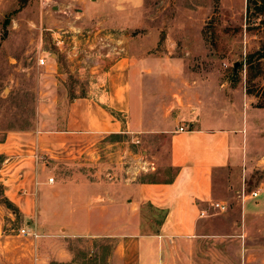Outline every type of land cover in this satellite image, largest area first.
<instances>
[{
	"label": "rangeland",
	"instance_id": "1",
	"mask_svg": "<svg viewBox=\"0 0 264 264\" xmlns=\"http://www.w3.org/2000/svg\"><path fill=\"white\" fill-rule=\"evenodd\" d=\"M253 1L259 4L258 0H49L47 4H41L40 0H0V141L8 133L37 131L40 91L47 85L52 88L50 96L57 100L55 106L48 108L58 113L61 121L57 124L62 126L64 112L69 111L66 101L83 90V81L67 73L64 60H60L62 76L44 75L50 72L52 62L49 60L46 66H40L37 59H45V54L54 51L52 35L66 30V35L70 36L77 26L86 30L95 23H101L99 31L108 38H122L128 55L152 58L151 66L162 71L154 84L159 99L186 101L183 93L189 81L222 82L226 84L225 99L240 100L245 93L252 98L253 106L264 108V12L256 13ZM78 5L86 6L84 21L77 16ZM66 9L70 13H63ZM69 39L66 38L62 46H67ZM72 53L70 49L69 55ZM235 61L238 65L231 77ZM246 89L252 92L246 93ZM262 115L257 131H261L260 142L263 143L258 149L264 150ZM89 148L94 149L92 155L80 152L73 156L66 150L45 154L37 147L34 159L44 161L45 174L54 181L58 175L64 179V193L40 187V192L33 195L28 226L25 218L3 196L6 155L0 154V242L11 243L20 257L24 248L30 247L32 261L36 244L44 239L41 235L51 231L60 237L57 241L63 242L69 254L65 263L93 264L96 259L93 254L97 253L94 243L105 245V249L112 252L120 238L117 233L105 236L90 233L103 224L112 226L117 222V219L103 218L101 205L105 200L102 196L95 200L100 208L87 216L94 204L88 203L86 198L98 188L90 183L94 179L110 181L111 191L117 192L120 185H128L130 181L167 179L172 170L161 164L162 160L161 163L157 160L159 156H166L167 143L156 136L130 138L128 134H106L93 141ZM148 161L153 163L152 169L149 165L146 167ZM263 163L253 171V181H264V170L260 169ZM257 192V197L245 202L244 210L256 200L261 211L257 222L263 228L264 189ZM235 196L238 197L237 193ZM225 202L224 212L208 209V214L214 216L209 234L166 242L160 250L162 264H248L239 249L242 238L235 235L239 232L234 221L239 220L240 203ZM74 209L80 210L74 212ZM158 215L153 222L159 219ZM227 218L229 222L225 224L223 219ZM130 224L138 229L137 233L129 231L121 235L127 247V263L153 264L141 261V256L137 255L139 241L145 239L141 236L151 232L150 226L146 221L143 224L140 217ZM23 227L29 232L33 230L37 236L21 235L18 230ZM263 230L254 242L264 244ZM246 252L244 250V255ZM262 256L257 257L255 252L256 260L250 264H259Z\"/></svg>",
	"mask_w": 264,
	"mask_h": 264
},
{
	"label": "crops",
	"instance_id": "2",
	"mask_svg": "<svg viewBox=\"0 0 264 264\" xmlns=\"http://www.w3.org/2000/svg\"><path fill=\"white\" fill-rule=\"evenodd\" d=\"M75 10L77 16H81L80 21H84L86 6L78 5ZM98 25L101 23L89 29L100 30ZM83 30L77 26L67 46L55 45L53 52L45 54L43 66L49 60L52 64L50 72L44 75L62 76L60 60H64L67 73L83 81V90L66 101L69 111L64 112L62 126L57 124L61 121L58 113L48 108L55 106L57 100L50 96L52 88L47 85L40 91L37 131L8 133L0 141V154L6 155L3 196L25 218L26 226L33 210V195L40 192V187L64 193V179L60 175L55 176V181L47 182L49 176L44 171L47 165L34 159L37 147L45 154L66 150L73 156L80 152L92 155L94 149L89 148L90 145L106 134H128L130 138L156 136L167 143L166 156H159L157 160H162L160 163L172 170L170 177L159 181H130L128 185H120L117 192L111 191L110 181L94 179L90 183L98 188L86 198L88 203L94 204L87 216L100 208L95 200L102 196L105 200L101 205L103 218L117 219L114 225L103 224L102 228L90 232L91 235L117 233L120 237L112 252L107 251L105 245L94 243L97 253L93 254L96 258L93 264H128L127 247L121 235L129 231L137 233L138 227L130 222L138 217L143 224L148 223L151 232L141 236L145 239L139 241L137 255L141 256V261L163 263L160 250L166 242L209 234V224L214 217L208 214L209 204L212 201L225 204L228 200L240 203L239 220L234 221V225L239 228L235 235L243 241H239V249L244 261L250 264L256 260V252L257 257L263 255L259 264H264V244L254 242L264 229L257 222L261 211L256 200L244 210L245 202L264 189L263 180L251 179L257 165L264 162V150L258 149L263 143L260 142L261 131H257L264 108L253 106L252 98L245 93L240 100L225 99L226 84L222 82L189 81L183 93L186 101L159 99L154 84L162 71L151 66V57L128 55L122 38L109 36L107 45L102 47L108 50L109 57L90 59L89 65H82L84 51L89 55L91 48L99 47L94 39L86 42L81 34ZM70 49L73 53L69 55ZM152 164L148 161L146 167L149 165L152 169ZM260 169L264 170V165ZM245 188L248 190L244 192ZM241 189L245 194L242 201L235 196ZM253 191H256L255 196L250 195ZM156 215L159 219L153 222ZM41 236L44 239L35 246L34 261L30 247H25L20 257L11 243L0 242V264H69L65 263L69 254L63 242L57 241L60 237L56 232Z\"/></svg>",
	"mask_w": 264,
	"mask_h": 264
},
{
	"label": "built area",
	"instance_id": "3",
	"mask_svg": "<svg viewBox=\"0 0 264 264\" xmlns=\"http://www.w3.org/2000/svg\"><path fill=\"white\" fill-rule=\"evenodd\" d=\"M41 4H47L49 2V0H40ZM63 13H70V11L68 9H66L65 11H63ZM65 34V35H64ZM67 34V31L64 30L63 33H57L55 36L52 35V41L54 43V45L56 46H62L65 42H66V38L69 39L71 37V35H66ZM84 37V39L86 40L87 43H90V40L91 39H94L95 42L99 43V47H93L91 48V53L88 55L87 53H83L84 57H82V65H89V60L90 59H98V58H102V57H109L108 55V50H104V46L107 45L108 43V36L105 35V34H102L99 29H87L85 31H83L81 33ZM64 35V36H63ZM70 41V39H69ZM83 52V51H82ZM87 52V51H86ZM37 64L42 66L45 64V59L42 58V57H39L37 59ZM182 128L179 127V130H181ZM41 163H43V165L45 164L44 161H42ZM53 178L52 177H47V182L50 183L52 182ZM244 192L243 190L241 189L237 196L239 198L240 201L243 200V196H244ZM250 195L251 196H255L256 195V191H253V192H250ZM209 207L212 209V210H215L217 212H223L226 210V205L224 203H221V202H218V201H212L210 204H209ZM200 215H203V213H200ZM18 232L21 234V235H32L34 237L37 236V234L32 230L29 232V230H27L26 228H20L18 230ZM157 264H162L160 262H158Z\"/></svg>",
	"mask_w": 264,
	"mask_h": 264
},
{
	"label": "trees",
	"instance_id": "4",
	"mask_svg": "<svg viewBox=\"0 0 264 264\" xmlns=\"http://www.w3.org/2000/svg\"><path fill=\"white\" fill-rule=\"evenodd\" d=\"M258 2H259V4H257V5H256V2H254V1L252 2L253 3V9L256 13H262V12H264V0H258ZM251 92H252L251 90L246 89V93H251Z\"/></svg>",
	"mask_w": 264,
	"mask_h": 264
},
{
	"label": "water",
	"instance_id": "5",
	"mask_svg": "<svg viewBox=\"0 0 264 264\" xmlns=\"http://www.w3.org/2000/svg\"><path fill=\"white\" fill-rule=\"evenodd\" d=\"M237 65H238V62H236V61L232 63V75H231V77H233L234 74L236 73Z\"/></svg>",
	"mask_w": 264,
	"mask_h": 264
}]
</instances>
